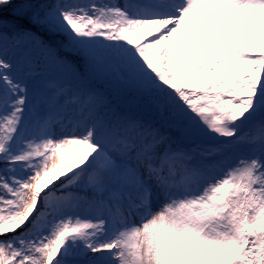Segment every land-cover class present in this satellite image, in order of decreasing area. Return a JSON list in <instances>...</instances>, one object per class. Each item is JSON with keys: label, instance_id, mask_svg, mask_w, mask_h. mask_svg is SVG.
<instances>
[{"label": "snow or ice", "instance_id": "snow-or-ice-1", "mask_svg": "<svg viewBox=\"0 0 264 264\" xmlns=\"http://www.w3.org/2000/svg\"><path fill=\"white\" fill-rule=\"evenodd\" d=\"M0 264H264V0H0Z\"/></svg>", "mask_w": 264, "mask_h": 264}]
</instances>
